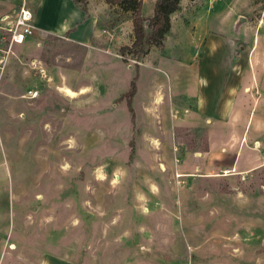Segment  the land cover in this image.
Here are the masks:
<instances>
[{
  "label": "rangeland",
  "instance_id": "rangeland-1",
  "mask_svg": "<svg viewBox=\"0 0 264 264\" xmlns=\"http://www.w3.org/2000/svg\"><path fill=\"white\" fill-rule=\"evenodd\" d=\"M37 1L27 0L34 20ZM16 7L11 0L6 14ZM89 9L100 24L89 45L69 39L73 27L63 37L33 34L2 63L0 254L264 264V165L235 175L195 169L193 158L184 164V145L154 126L145 108L128 111L119 93L137 82L142 63L193 50L194 38H231L246 55L264 27V0H180L163 42L141 55L121 51L133 41L124 11L104 0L89 1ZM103 64L110 69L99 71ZM146 80L137 85L141 103L149 101ZM184 136L194 148L204 140L200 130Z\"/></svg>",
  "mask_w": 264,
  "mask_h": 264
},
{
  "label": "crops",
  "instance_id": "crops-1",
  "mask_svg": "<svg viewBox=\"0 0 264 264\" xmlns=\"http://www.w3.org/2000/svg\"><path fill=\"white\" fill-rule=\"evenodd\" d=\"M146 4L149 6L144 10ZM10 7L11 0H0V16ZM153 7L154 0L150 3L142 0L143 16L152 13ZM35 22L37 29L34 34L39 36L63 37L73 27L68 34L69 39L83 45H89L88 41L100 25L97 16L91 12L85 18L72 0H38ZM258 33L246 55L244 46L241 52H235L233 39L208 36L201 42L198 38L189 41L193 50L187 49L180 56L160 55L150 64H141L131 101L134 113L137 106L143 107L149 119L154 120V126L165 125L164 129L173 141H177L178 146L184 145L185 151L181 152L184 164L188 158H193L196 160L195 169L223 170L235 175L264 165V27ZM108 68L107 64L99 65V71ZM154 72L164 75L165 82ZM144 77L149 85L147 103H141L137 88ZM122 88L120 95L128 90ZM151 89L152 94L149 95ZM65 90L73 93L68 88ZM124 103L125 100L121 105ZM135 115L138 119L137 113ZM193 130H200L204 139L201 146L195 148L191 146L194 140L184 138L185 132ZM23 253L20 248L4 250L0 254V264H87L52 252L35 255L32 251L31 256H23Z\"/></svg>",
  "mask_w": 264,
  "mask_h": 264
},
{
  "label": "trees",
  "instance_id": "trees-1",
  "mask_svg": "<svg viewBox=\"0 0 264 264\" xmlns=\"http://www.w3.org/2000/svg\"><path fill=\"white\" fill-rule=\"evenodd\" d=\"M86 15L87 0H72ZM109 6H118L124 11L125 18L132 22L133 41L131 46L123 47L121 51L141 55L150 43L161 44L170 30V16L180 7V0H154L153 14L147 18L142 14V0H104ZM147 21V24H146ZM129 89L122 94L129 111L133 113L132 97L136 91L135 79L129 84Z\"/></svg>",
  "mask_w": 264,
  "mask_h": 264
},
{
  "label": "built area",
  "instance_id": "built-area-1",
  "mask_svg": "<svg viewBox=\"0 0 264 264\" xmlns=\"http://www.w3.org/2000/svg\"><path fill=\"white\" fill-rule=\"evenodd\" d=\"M17 7L11 14L4 13L0 16V21L5 25H0L3 34L0 41L7 45V48L0 47V69L6 56L9 55L10 47L14 44H22L29 36H32L37 27L32 9L28 6L27 0H16Z\"/></svg>",
  "mask_w": 264,
  "mask_h": 264
}]
</instances>
